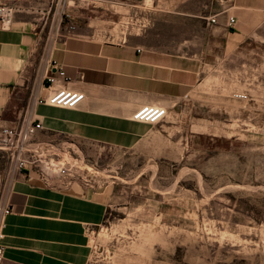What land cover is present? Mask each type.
I'll list each match as a JSON object with an SVG mask.
<instances>
[{"label": "crops", "instance_id": "crops-1", "mask_svg": "<svg viewBox=\"0 0 264 264\" xmlns=\"http://www.w3.org/2000/svg\"><path fill=\"white\" fill-rule=\"evenodd\" d=\"M2 1L22 11L7 30L0 26V127L34 121L39 124L34 137L43 142L113 144L155 138L146 124L131 119L136 111L165 108L167 117L149 126L166 128L175 123L172 117L178 116L181 105L203 88V75L213 65L217 76L242 75L245 70L235 72L223 64L230 57L249 60L257 45L264 46V0H199L195 5L191 0H90L91 5L73 10L79 26L65 44L55 42L58 26L50 24V0ZM117 8L157 14L152 27L159 31L119 40L101 36L93 27ZM215 15L216 23L209 24L208 18ZM228 16L235 18L233 27L226 26ZM177 19L184 22L178 39L159 25L164 22L170 29ZM52 60L64 68L67 78L56 86L85 95L75 110L34 103L49 91L46 76ZM231 97L252 100L240 92ZM183 123H189L185 138L202 134L193 130L201 122ZM28 176L31 179L13 171L10 182L0 181V204L11 209L5 218L0 264H85L87 232L104 219L105 194L80 185L68 191L48 189L32 173Z\"/></svg>", "mask_w": 264, "mask_h": 264}, {"label": "rangeland", "instance_id": "rangeland-1", "mask_svg": "<svg viewBox=\"0 0 264 264\" xmlns=\"http://www.w3.org/2000/svg\"><path fill=\"white\" fill-rule=\"evenodd\" d=\"M153 16L117 8L93 29L110 40L141 37L159 31ZM183 24L177 19L169 29L159 21L177 39ZM252 56L223 64L245 70L238 76H217L213 65L203 88L173 115L175 123L144 125L155 138L113 144L33 138L55 153L37 156L39 172L42 163L65 158L56 190L80 185L105 194L104 219L87 232L85 264H264V46ZM235 92L252 100L235 101ZM183 119L201 122L193 130L202 134L185 138ZM12 166L10 153L0 150L1 182H10Z\"/></svg>", "mask_w": 264, "mask_h": 264}, {"label": "built area", "instance_id": "built-area-1", "mask_svg": "<svg viewBox=\"0 0 264 264\" xmlns=\"http://www.w3.org/2000/svg\"><path fill=\"white\" fill-rule=\"evenodd\" d=\"M234 0H218L219 3L233 2ZM92 3L90 0H50L48 13L51 16L50 24H56L58 31H55L56 44L65 42L76 36V31L79 26V17L73 10L82 6L87 7ZM22 11L21 8L14 4H7L0 0V26L3 30H7L16 13ZM209 24L216 23V15L208 18ZM235 24V18L228 16L226 19V26L233 27ZM53 70V73L50 71ZM59 79L66 80V74L64 68L56 61H50L49 74L46 76V83L48 85V93L46 96L37 98L34 103L39 106H46L64 110H75L85 99L84 93L68 90L66 88L57 87V81ZM168 113L165 108L160 107H143L136 111L131 119L134 122L142 123L146 125H158L166 117ZM39 128V124L31 121L22 123L18 126L12 127H0V150L4 153H10L12 161V170L18 172L27 179H31L29 173H32L35 180L40 185L48 189H56L53 185V180L61 178L66 169L63 168L66 161L61 158V162L53 163L52 160H48L42 165H46L54 172L55 179L49 176L43 167L40 172L36 170L37 156L43 155H55V153L46 148V146H40L33 141L36 130ZM52 146V145H50ZM52 153V154H51ZM63 161V162H62ZM41 165V166H42ZM11 214V209L8 206L0 204V261L2 260L3 247L1 240L4 237L5 218Z\"/></svg>", "mask_w": 264, "mask_h": 264}, {"label": "bare ground", "instance_id": "bare-ground-1", "mask_svg": "<svg viewBox=\"0 0 264 264\" xmlns=\"http://www.w3.org/2000/svg\"><path fill=\"white\" fill-rule=\"evenodd\" d=\"M75 163V162H74ZM76 164V163H75ZM43 169L45 170V172L52 177V179H55V174L53 171H51V168H48L46 165H42ZM151 168V167H150ZM91 171V170H90ZM177 181V180H176Z\"/></svg>", "mask_w": 264, "mask_h": 264}]
</instances>
